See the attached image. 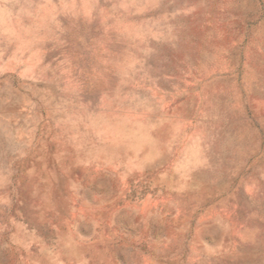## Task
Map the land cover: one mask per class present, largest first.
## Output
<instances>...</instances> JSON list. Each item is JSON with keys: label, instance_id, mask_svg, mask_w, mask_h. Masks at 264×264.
<instances>
[{"label": "rangeland", "instance_id": "374dc122", "mask_svg": "<svg viewBox=\"0 0 264 264\" xmlns=\"http://www.w3.org/2000/svg\"><path fill=\"white\" fill-rule=\"evenodd\" d=\"M0 264H264V0H0Z\"/></svg>", "mask_w": 264, "mask_h": 264}]
</instances>
